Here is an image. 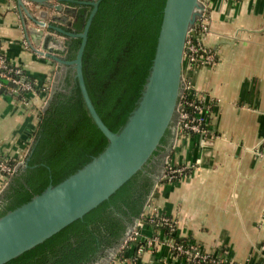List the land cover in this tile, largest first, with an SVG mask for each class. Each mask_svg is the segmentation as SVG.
Masks as SVG:
<instances>
[{"label":"crops","instance_id":"1","mask_svg":"<svg viewBox=\"0 0 264 264\" xmlns=\"http://www.w3.org/2000/svg\"><path fill=\"white\" fill-rule=\"evenodd\" d=\"M201 1L211 20L203 42L217 60L212 66L196 68L184 62L183 68L194 92L210 106L206 117L211 134L179 140L174 135L157 163L155 178L163 171L166 157L175 165L187 166L189 174L160 184L152 204L161 215L175 220L177 238L209 251L222 249L229 264H264V0ZM61 4L78 13L79 5ZM25 5L47 23L53 15H66L75 22L76 14L28 1ZM0 11L3 52L37 84L36 91L27 95V104L18 101L11 89L0 93V160H14L30 150L41 108L62 76L57 77L60 65L33 49L32 32L25 30L26 25L43 27L21 13L16 0H0ZM140 234L139 243L128 247L123 258L114 254L109 264H186L174 255L167 239L156 246L149 243L151 226L143 224ZM112 254L108 251L93 264Z\"/></svg>","mask_w":264,"mask_h":264},{"label":"trees","instance_id":"2","mask_svg":"<svg viewBox=\"0 0 264 264\" xmlns=\"http://www.w3.org/2000/svg\"><path fill=\"white\" fill-rule=\"evenodd\" d=\"M165 3L166 0H100L93 17L83 54V73L97 112L116 133L127 125L142 100ZM76 18L73 27L82 32L88 18L79 14ZM81 41V37L66 38V60L76 58ZM23 74L21 78L36 89V80L25 71ZM0 81L5 91L13 89L6 80ZM12 94L17 100L26 97L21 91ZM185 110L194 112L189 107ZM38 119L25 164L10 176L0 195V217L30 202L50 185L62 183L109 146V139L88 111L74 65L67 66ZM174 135L173 121L149 161L114 194L83 218L5 264H93L113 249H120L116 256L123 258L128 247L139 243L130 241L120 248L136 219L153 228V238L187 244V240L171 234L146 206L156 183L169 181L156 180L155 168ZM7 163L12 166L15 161Z\"/></svg>","mask_w":264,"mask_h":264},{"label":"water","instance_id":"3","mask_svg":"<svg viewBox=\"0 0 264 264\" xmlns=\"http://www.w3.org/2000/svg\"><path fill=\"white\" fill-rule=\"evenodd\" d=\"M21 13L43 28L25 26L32 32L33 49L55 65H60L62 76L68 65H74L88 111L98 128L109 139L107 149L91 163L57 186L50 185L30 202L0 217V264L16 258L42 243L114 194L153 156L170 123L175 120L182 90L185 47L190 29L201 17L204 5L201 0H166L157 48L151 74L145 86L139 107L120 133L112 131L102 120L89 95L84 73L83 54L88 32L100 0L93 2L92 11L84 30L77 32L55 24H73L66 15H53L47 23L29 12L25 1L45 5L58 12L75 15L76 8H64L63 2L84 4L82 0H16ZM90 4V3H89ZM48 12L43 16H47ZM36 34V35H35ZM37 37V38H36ZM81 37V45L74 60H66V38ZM36 38V39H34ZM6 83H9L6 81ZM6 92L5 87L0 93ZM166 159V158H165ZM165 162V161H164ZM25 164V163H24ZM165 168V163H164ZM156 180H160L162 173ZM137 220V219H136ZM135 220V221H136ZM112 256L102 258L109 264Z\"/></svg>","mask_w":264,"mask_h":264},{"label":"built area","instance_id":"4","mask_svg":"<svg viewBox=\"0 0 264 264\" xmlns=\"http://www.w3.org/2000/svg\"><path fill=\"white\" fill-rule=\"evenodd\" d=\"M204 10L202 11L201 17L197 19V22L190 29L187 36L186 47H185V58L184 62L189 68L212 66L216 63V56L214 52L205 46L203 39L205 35L210 31V15L208 13L207 5L202 1ZM1 12V11H0ZM183 68V82L182 90L179 96L177 113L174 120V128L177 140L187 137L191 134H211L210 124L208 122V111L210 106L207 103L206 98L203 95L194 92V86L191 79L185 74ZM24 69L20 65L10 62L2 50V43L0 41V78L6 80L9 83L14 84L12 89L13 93L21 91L26 94L22 99L18 100L21 103L27 104V95L31 92L36 91L34 85L31 82H27L21 77H24ZM5 87V84L0 81V90ZM48 98L45 100L41 110L47 104ZM186 107L192 108L193 113L191 114ZM204 114V115H203ZM29 150L24 152L20 158H15V164L12 166L7 163L8 159L0 160V174L3 178V183L0 186V195L5 189L10 176H12L16 170L24 165ZM200 161L198 160L197 163ZM189 174V168L185 165H175L170 162L169 157L165 159V168L162 173L161 179L177 180L184 175ZM160 183H156L149 199L146 204L148 209L153 212L158 218L159 222L165 225L171 234L175 233L176 222L175 220L161 215L156 207L152 204V199L155 192L159 188ZM153 220V218H151ZM144 222L141 219H137L133 228L131 229L128 236L125 238L124 243L120 248L125 247L128 242L137 240L140 234V228ZM161 240L159 237L149 240V243L156 246ZM169 245L176 256L182 257L186 264H229V260L225 258L222 253V249L216 251H209L204 249L198 244L188 242L183 244L176 242L175 239L169 241ZM118 249L117 252H119Z\"/></svg>","mask_w":264,"mask_h":264},{"label":"flooded vegetation","instance_id":"5","mask_svg":"<svg viewBox=\"0 0 264 264\" xmlns=\"http://www.w3.org/2000/svg\"><path fill=\"white\" fill-rule=\"evenodd\" d=\"M82 1H85V2H87V3H84V4H79V10H78V13L77 14H79V15H82L83 16V18L84 19H86V18H88L89 17V15H90V13H91V11H92V3L93 2H96L97 0H82ZM90 3V4H89ZM81 11H83L82 13H81ZM76 14V15H77ZM75 15V16H76ZM76 20H77V18H75V22H76ZM87 20V19H86ZM86 24V23H85ZM71 27L73 28L72 30H74V31H77L78 29L76 28V27H73V24L71 25ZM85 27V26H84ZM78 32V31H77Z\"/></svg>","mask_w":264,"mask_h":264},{"label":"rangeland","instance_id":"6","mask_svg":"<svg viewBox=\"0 0 264 264\" xmlns=\"http://www.w3.org/2000/svg\"><path fill=\"white\" fill-rule=\"evenodd\" d=\"M45 106H46V105H45ZM45 106H44V107H45ZM175 117H176V116H175ZM20 157H21V156H20ZM20 157H17V158H20Z\"/></svg>","mask_w":264,"mask_h":264}]
</instances>
